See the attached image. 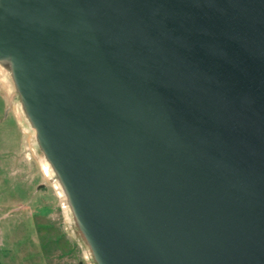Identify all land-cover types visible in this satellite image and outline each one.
I'll return each instance as SVG.
<instances>
[{
    "label": "water",
    "instance_id": "obj_1",
    "mask_svg": "<svg viewBox=\"0 0 264 264\" xmlns=\"http://www.w3.org/2000/svg\"><path fill=\"white\" fill-rule=\"evenodd\" d=\"M0 58L96 264H264V0H0Z\"/></svg>",
    "mask_w": 264,
    "mask_h": 264
},
{
    "label": "rangeland",
    "instance_id": "obj_2",
    "mask_svg": "<svg viewBox=\"0 0 264 264\" xmlns=\"http://www.w3.org/2000/svg\"><path fill=\"white\" fill-rule=\"evenodd\" d=\"M23 108L0 58V264H96Z\"/></svg>",
    "mask_w": 264,
    "mask_h": 264
},
{
    "label": "bare ground",
    "instance_id": "obj_3",
    "mask_svg": "<svg viewBox=\"0 0 264 264\" xmlns=\"http://www.w3.org/2000/svg\"><path fill=\"white\" fill-rule=\"evenodd\" d=\"M43 166V165H42ZM46 167V166H45ZM58 186H61V184H60V182L58 183ZM61 188H62V186H61ZM62 190H63V188H62ZM58 193V192H57Z\"/></svg>",
    "mask_w": 264,
    "mask_h": 264
}]
</instances>
